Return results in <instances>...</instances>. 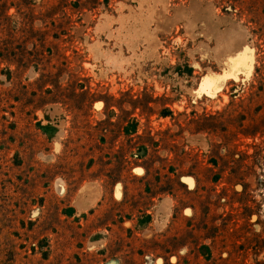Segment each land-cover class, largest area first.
I'll use <instances>...</instances> for the list:
<instances>
[{
	"label": "rangeland",
	"instance_id": "1",
	"mask_svg": "<svg viewBox=\"0 0 264 264\" xmlns=\"http://www.w3.org/2000/svg\"><path fill=\"white\" fill-rule=\"evenodd\" d=\"M185 260L264 264V0H0V264Z\"/></svg>",
	"mask_w": 264,
	"mask_h": 264
},
{
	"label": "bare ground",
	"instance_id": "2",
	"mask_svg": "<svg viewBox=\"0 0 264 264\" xmlns=\"http://www.w3.org/2000/svg\"><path fill=\"white\" fill-rule=\"evenodd\" d=\"M59 184L57 185L56 183V190L58 193L63 194L64 188ZM99 196H100V190L98 187L94 185L90 186V184L85 186L81 191H79V193L77 194V197L74 200V205L76 207L77 212L83 213V212H87L88 210H90L98 201Z\"/></svg>",
	"mask_w": 264,
	"mask_h": 264
},
{
	"label": "flooded vegetation",
	"instance_id": "3",
	"mask_svg": "<svg viewBox=\"0 0 264 264\" xmlns=\"http://www.w3.org/2000/svg\"><path fill=\"white\" fill-rule=\"evenodd\" d=\"M176 261H177V260H176ZM183 264H190V261H188V260L186 261V260H185Z\"/></svg>",
	"mask_w": 264,
	"mask_h": 264
}]
</instances>
